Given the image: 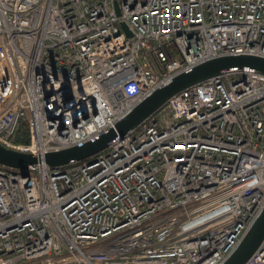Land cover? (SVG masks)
<instances>
[{"label":"built area","instance_id":"2783aa9c","mask_svg":"<svg viewBox=\"0 0 264 264\" xmlns=\"http://www.w3.org/2000/svg\"><path fill=\"white\" fill-rule=\"evenodd\" d=\"M264 58V0H0V264H221L264 206V75L231 69L98 139L203 61ZM244 264H264V238Z\"/></svg>","mask_w":264,"mask_h":264},{"label":"water","instance_id":"95a60500","mask_svg":"<svg viewBox=\"0 0 264 264\" xmlns=\"http://www.w3.org/2000/svg\"><path fill=\"white\" fill-rule=\"evenodd\" d=\"M251 68L264 75V58L254 55H224L208 59L190 70L176 75L169 83L154 90L129 113L122 117L113 128L98 139H93L81 146L47 153L45 162L51 166L82 161L101 152L116 135L122 136L135 128L150 114L162 106L171 96L198 82L219 75L225 70ZM36 161L30 154L14 152L0 146V164L24 170L25 165ZM264 238V206L250 227L241 237L235 249L221 264H244L258 248Z\"/></svg>","mask_w":264,"mask_h":264}]
</instances>
